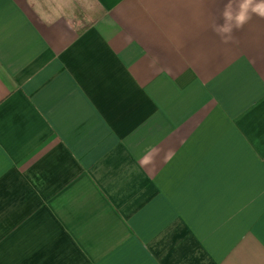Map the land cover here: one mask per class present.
<instances>
[{
    "label": "crops",
    "instance_id": "obj_1",
    "mask_svg": "<svg viewBox=\"0 0 264 264\" xmlns=\"http://www.w3.org/2000/svg\"><path fill=\"white\" fill-rule=\"evenodd\" d=\"M227 2L0 0V264H264V18L225 43Z\"/></svg>",
    "mask_w": 264,
    "mask_h": 264
},
{
    "label": "clouds",
    "instance_id": "obj_2",
    "mask_svg": "<svg viewBox=\"0 0 264 264\" xmlns=\"http://www.w3.org/2000/svg\"><path fill=\"white\" fill-rule=\"evenodd\" d=\"M223 24H216L214 31L227 43L234 29H241L252 16L264 18V0H228L221 12Z\"/></svg>",
    "mask_w": 264,
    "mask_h": 264
},
{
    "label": "trees",
    "instance_id": "obj_3",
    "mask_svg": "<svg viewBox=\"0 0 264 264\" xmlns=\"http://www.w3.org/2000/svg\"><path fill=\"white\" fill-rule=\"evenodd\" d=\"M83 29V28H82Z\"/></svg>",
    "mask_w": 264,
    "mask_h": 264
}]
</instances>
